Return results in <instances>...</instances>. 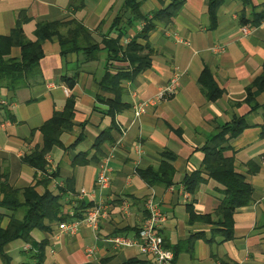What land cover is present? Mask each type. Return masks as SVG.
Segmentation results:
<instances>
[{
    "label": "crops",
    "instance_id": "obj_1",
    "mask_svg": "<svg viewBox=\"0 0 264 264\" xmlns=\"http://www.w3.org/2000/svg\"><path fill=\"white\" fill-rule=\"evenodd\" d=\"M136 1L150 19L170 7L173 14L169 22L154 21L148 40L138 39L140 45H150L151 65L122 81L121 99L128 108L115 121L102 101L115 95L103 91L101 81L107 72L131 74L133 67L125 61L110 65L107 50L99 52L94 62L83 53L62 56L59 38L54 37L42 43L45 56L30 85L12 91L13 83L0 81V171L19 191L43 180L26 157L43 149L41 128L66 109L69 99L75 100L72 130L61 136L63 146L47 155L50 169L59 173L48 190L60 196L68 220L47 222L50 232L33 230L32 243L23 239L9 243L0 254V264H147L137 248L116 249L110 239L138 235L153 191L168 218L162 230L166 248L175 253L184 244L174 264H264V92L252 88L264 73V0H250L247 6L241 0H223L215 22L209 0ZM70 2L0 0V39L12 35L22 14L23 30L31 41L37 40L39 25L72 19L91 30L99 42L118 38L112 27L123 14L125 0H85L76 10L69 8ZM144 26L128 27L122 44L132 42ZM244 28L251 33L245 35ZM11 57L21 58V48H13ZM207 73L205 85L201 79ZM175 77H180L177 92L157 100ZM67 80L75 85L71 88ZM213 82L216 99L207 89ZM250 88L258 107L248 102ZM142 103L149 106L137 117ZM239 121L246 128L236 135L233 129ZM106 133L110 140L96 147ZM211 153L230 160L254 190L253 202L235 211L234 237L229 241L217 234L224 230L216 214L226 196L208 171L216 163L212 157L207 165ZM163 166L174 170L172 184L151 187L141 172ZM104 167L111 170L107 189L98 185ZM195 174L199 177L189 191L186 179ZM38 190L44 193L46 188ZM83 202L106 206L108 216L97 232L82 225L74 236L64 233L60 225L77 220ZM0 213L7 217L4 228L13 212L0 209ZM90 247H96L91 259Z\"/></svg>",
    "mask_w": 264,
    "mask_h": 264
},
{
    "label": "trees",
    "instance_id": "obj_2",
    "mask_svg": "<svg viewBox=\"0 0 264 264\" xmlns=\"http://www.w3.org/2000/svg\"><path fill=\"white\" fill-rule=\"evenodd\" d=\"M84 1L85 0H71L69 8L75 10L80 9ZM241 1L245 6L250 4V0ZM209 3L210 12L215 22V16L223 0H209ZM180 4L181 2L173 4V9ZM123 8V14L117 17L112 27L114 31L119 33L118 38L116 40L104 39L102 42L97 40L91 30L75 19L64 22L59 21L41 24L36 32L37 40L31 41L26 37L23 30V23L26 20H24L25 15L22 14L12 35L0 39V81L6 80L13 83L14 87L9 88L12 91L30 85L31 81L29 80L31 77H37L41 60L45 56L42 43L54 37L59 38L62 56H66L69 53H83L87 61L94 62L98 61L99 52L107 50V60L110 65L113 64V62L125 61L130 63L133 67L131 74H124L122 72L113 74L107 72L101 81L103 91L115 95L114 99H102L109 107L107 114L115 121L116 115L128 108L121 99L124 94V89L121 88L122 81L133 78L135 75L150 68L151 65V47L149 44L145 47L140 45L138 39L142 38L148 40L150 33L155 28L154 21L157 22L161 20L169 22L173 14V10L170 7L155 13L153 19H150L148 15L142 13L141 6L136 0H125ZM136 23H145L142 33L136 36L127 46L123 45L122 40L125 37L126 29L128 27L133 28ZM255 24H257V22H255ZM64 28H69L67 34L61 32ZM15 47L21 48V58L11 57V50ZM146 50L149 51L148 54H144ZM208 80L209 75L207 73L202 77L201 82L207 85ZM67 82L70 84L71 88L75 85V81L67 80ZM215 85L216 84L213 82L211 87H207L209 97L212 99H216L218 94L217 91H215L217 90ZM252 88H256L257 92H264V73L255 82ZM248 94V102L253 104V107H258V104L255 105L253 103L256 95L252 92L251 88L248 90ZM74 117L75 100L71 98L67 103L66 109L63 112H57L54 118L41 128V132L45 138L43 149L36 150L26 157V162L43 175V180L37 181L35 186L27 188L24 191H19L10 185L8 174L0 171V192L3 196V198L0 199V209L13 212V216L8 217L9 222L4 228L2 224L7 217L0 213L1 255H4V247L15 240L23 239L26 242L32 243L33 239L31 233L35 229L50 232L51 227L47 222L62 223L68 220V217L62 214L63 207L60 204V196H54L48 190V187L53 181L58 179L59 173L56 169L51 173L49 172L52 166H50L47 160V155L55 147L63 146L61 136L64 132L72 130ZM245 128L246 125L244 121H239L233 130L236 131L237 135ZM227 130H230V128H227ZM107 133L101 135L96 147H99L104 141L110 140ZM221 137V135L218 136V138ZM212 157L216 158V163L214 166H209L208 171H210L211 178L224 188V194L226 196L216 214L220 219L219 225H221L224 230H222L223 232H217V234L222 235L225 241H229L234 237L233 217L235 211L253 202L254 190L244 177L235 172L231 161L224 158L220 153L209 154L207 157V165ZM141 175L151 187L160 184L170 186L173 181L174 170L169 166H163L159 170L148 169L142 171ZM198 177L199 175L195 174L186 179L185 184L189 191L193 190ZM40 186L46 188L44 193L38 190ZM93 208L92 203L87 204L83 202L79 207L80 210L76 214L77 220H84L86 215ZM44 245L45 243H43V246ZM184 250L183 244L176 248L175 255H177L176 252Z\"/></svg>",
    "mask_w": 264,
    "mask_h": 264
},
{
    "label": "built area",
    "instance_id": "obj_3",
    "mask_svg": "<svg viewBox=\"0 0 264 264\" xmlns=\"http://www.w3.org/2000/svg\"><path fill=\"white\" fill-rule=\"evenodd\" d=\"M243 33L248 35L251 33L249 28H244ZM180 87V77H175L171 84L164 90H162L157 100H163L168 95H173ZM150 103V102H149ZM148 103L140 104L136 109V116L140 117L145 114ZM49 164L51 165V159L47 157ZM55 169H50V173ZM111 170L104 167L102 168L99 176L98 185L103 189L109 188L111 185ZM87 195L85 190L81 191L80 196ZM129 205L124 204V210L128 211ZM106 206L94 207L85 217L84 220H74L69 223H63L60 225V229L71 236L76 235L82 225L91 227L95 232L100 228V224L108 216ZM147 218L142 225L139 234L134 238L115 236L110 239V242L116 249H123L126 247L137 248L141 255L147 258V264H174L175 253L173 250L166 248L162 230L167 223V216L163 212L161 205L157 201L156 193L153 191L146 203ZM96 253V247H90L87 249V256L91 259Z\"/></svg>",
    "mask_w": 264,
    "mask_h": 264
}]
</instances>
